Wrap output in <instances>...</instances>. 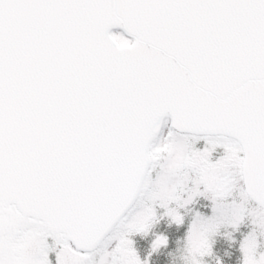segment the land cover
I'll return each mask as SVG.
<instances>
[{
	"label": "snow or ice",
	"instance_id": "obj_1",
	"mask_svg": "<svg viewBox=\"0 0 264 264\" xmlns=\"http://www.w3.org/2000/svg\"><path fill=\"white\" fill-rule=\"evenodd\" d=\"M161 222L264 264V0H0V264H150Z\"/></svg>",
	"mask_w": 264,
	"mask_h": 264
},
{
	"label": "trees",
	"instance_id": "obj_2",
	"mask_svg": "<svg viewBox=\"0 0 264 264\" xmlns=\"http://www.w3.org/2000/svg\"><path fill=\"white\" fill-rule=\"evenodd\" d=\"M201 203H203V201ZM186 226L187 224L180 229H177L175 226L169 228L166 222H161V224L154 229L156 234H165L169 237V245L165 248L166 253L164 252L162 256H160L159 253L153 254L151 256L150 264H175L174 258L170 254L178 252V249H176L173 244L177 243L179 241L178 239L184 235V229ZM241 233H244V231H241ZM237 235L239 236V239H236L240 240L241 235L239 233ZM224 236L225 233L221 232V235L215 238L216 244L214 251L216 257H210V261H214L218 257L223 261V264H240L241 253L238 250L239 245H230V242L227 240L228 238H225ZM133 239L136 241V248L141 257L143 259H148L154 236L149 235L147 238L135 236ZM177 246H179V243H177Z\"/></svg>",
	"mask_w": 264,
	"mask_h": 264
},
{
	"label": "rangeland",
	"instance_id": "obj_3",
	"mask_svg": "<svg viewBox=\"0 0 264 264\" xmlns=\"http://www.w3.org/2000/svg\"><path fill=\"white\" fill-rule=\"evenodd\" d=\"M207 202V201H206ZM203 203H205L204 201H203ZM245 227V226H244ZM243 229V227L241 228V230ZM185 233H184V235L181 237V238H179L178 240V242L177 243H179L180 241H182L184 238H185V235H186V232H187V226L185 227ZM228 230H225V229H222L221 230V232H224L225 233V238H228L227 237V235H226V232H227ZM250 231V227H248V229L245 231L244 230V234H247L248 232ZM236 238H238L239 239V236L236 234ZM241 239H242V236L240 237ZM177 243H174L173 244V246L176 248V249H180L181 247H182V244L181 243H179V246H177ZM166 253V250L165 249H162L160 252H159V255L160 256H162L163 255V253ZM141 256V255H140ZM242 258V257H241ZM141 259H143L142 257H141ZM241 260V259H240ZM206 264H219V259H215L214 261H210V257L209 258H207V261H206Z\"/></svg>",
	"mask_w": 264,
	"mask_h": 264
}]
</instances>
